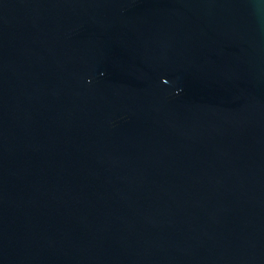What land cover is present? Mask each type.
<instances>
[{
  "label": "water",
  "instance_id": "obj_1",
  "mask_svg": "<svg viewBox=\"0 0 264 264\" xmlns=\"http://www.w3.org/2000/svg\"><path fill=\"white\" fill-rule=\"evenodd\" d=\"M0 264H264V0H0Z\"/></svg>",
  "mask_w": 264,
  "mask_h": 264
}]
</instances>
